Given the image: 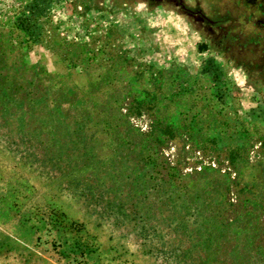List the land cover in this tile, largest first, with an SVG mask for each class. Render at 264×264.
<instances>
[{
	"label": "rangeland",
	"instance_id": "374dc122",
	"mask_svg": "<svg viewBox=\"0 0 264 264\" xmlns=\"http://www.w3.org/2000/svg\"><path fill=\"white\" fill-rule=\"evenodd\" d=\"M0 264H264V0H0Z\"/></svg>",
	"mask_w": 264,
	"mask_h": 264
}]
</instances>
